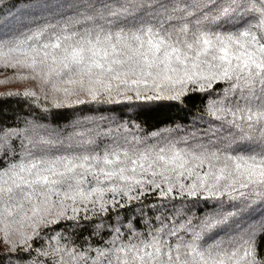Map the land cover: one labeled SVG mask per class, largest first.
Instances as JSON below:
<instances>
[{
    "label": "trees",
    "instance_id": "trees-1",
    "mask_svg": "<svg viewBox=\"0 0 264 264\" xmlns=\"http://www.w3.org/2000/svg\"><path fill=\"white\" fill-rule=\"evenodd\" d=\"M262 7L264 0H0V172L88 157L60 183L0 202V264H123L127 247L141 242L154 246L139 255L161 261L168 253L190 264H264V185L248 183L229 159L264 155L262 86L223 76L212 54L197 60L195 46L183 43L170 79L156 68L141 73L134 62H143L141 52L153 59L151 34L143 46L131 35L187 25L186 36H174L250 27L260 36ZM57 35L69 39L43 47ZM129 65L136 71H107Z\"/></svg>",
    "mask_w": 264,
    "mask_h": 264
},
{
    "label": "snow or ice",
    "instance_id": "snow-or-ice-1",
    "mask_svg": "<svg viewBox=\"0 0 264 264\" xmlns=\"http://www.w3.org/2000/svg\"><path fill=\"white\" fill-rule=\"evenodd\" d=\"M228 8L222 10V14H227ZM261 15L264 16V7L261 8ZM199 23V20L197 21ZM261 24H264V20L260 24L255 25V28H259ZM188 34L187 25L181 26L178 30L169 31L163 28V25L159 29L153 26H142L138 29V33H133L132 39L140 41L143 46L144 41L142 37L148 35L147 44L149 46L148 51L152 53L153 59L147 60V52H141L139 55L144 58L143 62L137 60L134 62L136 66H139L141 73L151 75V69L156 68V75H163L165 79H170L167 75L168 72L177 71L176 68L172 67V60L175 59L177 63H182L181 56L179 53L178 45L183 43L187 49H193L195 46L196 59L200 56H207L212 54L213 60H218L221 64L217 67H221L222 75L228 78L235 76L237 81H242L244 87H250L256 84L262 86L261 91H264V32H261L260 36H257L253 27H250L244 31L228 34L211 33L209 34L202 29H196L192 32L191 41H186L179 36H174V32ZM41 35L43 32L40 33ZM112 33H105L104 39H110ZM153 37H159L158 40H154ZM34 36H29L28 39H33ZM61 39L67 40L69 37H61L57 35L55 41L51 45L45 44L43 47L60 48ZM175 39V44L172 41ZM97 42H100L99 36H97ZM216 53H219L218 55ZM93 52V55H96ZM159 54V56H157ZM106 50L101 56L102 59L106 58ZM80 51L74 50L73 62L79 63ZM183 59H188L185 54ZM158 61V62H157ZM117 61L113 60L112 64H116ZM142 65V66H141ZM160 65H163L161 68ZM96 67H102L99 62H95ZM199 65L193 64V67ZM67 67V65H65ZM108 72H114L117 76L124 74L127 75L128 71L135 72L136 67L129 65L127 69L123 67L107 68ZM259 119L264 121V111L259 113ZM248 120H252L249 116ZM251 126V125H249ZM230 160L234 161V171L239 176H242L248 183L264 185V155L259 158L256 155L248 156H237L235 158L229 157ZM88 160V157H75L72 159L62 158L60 160L39 162L29 161V163H21L18 166H13L7 172H0V202H4L5 197L8 200L22 199L24 197L26 188H35L39 185L41 190H45V186H51L60 183L63 179H67V173L75 171L76 167L83 168L84 162ZM84 161V162H81ZM105 164L110 163L108 157L103 158ZM135 164L136 161L132 160ZM57 167L62 168L63 171H58ZM124 169H120L122 172ZM134 171V169H132ZM27 173V177L24 174ZM113 173H106L111 176ZM47 190H50L47 189ZM10 214V213H9ZM154 246L153 242L148 244L141 242L140 244H132L127 247V252L131 255L127 256L123 260V264H135L138 260H143L144 264H152L155 260L156 264H190L186 259H182V254L175 256L165 253L167 260L161 261L160 257L156 256L155 253H146L145 256L139 255L144 249ZM116 251H125L123 248H118ZM159 251V249H157ZM195 251V249H192ZM103 255V253H101ZM204 253H197V256L203 257ZM210 255V254H209ZM120 260V257H117Z\"/></svg>",
    "mask_w": 264,
    "mask_h": 264
},
{
    "label": "rangeland",
    "instance_id": "rangeland-1",
    "mask_svg": "<svg viewBox=\"0 0 264 264\" xmlns=\"http://www.w3.org/2000/svg\"><path fill=\"white\" fill-rule=\"evenodd\" d=\"M263 217H264V216H263ZM263 217H262V218H263ZM257 219H260V218H257ZM257 219H256L255 221H257ZM255 221H253V223H254ZM253 223H252L251 225H253ZM231 229L233 230V228H231ZM245 230H246V229H245ZM245 230H241V231H240V234L242 235V233H243V234L247 233ZM250 231H252V230H250ZM231 232H233V231H231ZM234 232L236 233V229H234ZM248 233H249V231H248ZM230 237H231V236H230Z\"/></svg>",
    "mask_w": 264,
    "mask_h": 264
}]
</instances>
